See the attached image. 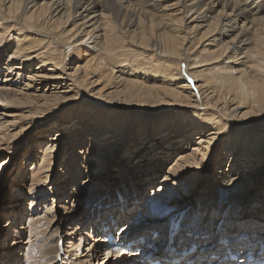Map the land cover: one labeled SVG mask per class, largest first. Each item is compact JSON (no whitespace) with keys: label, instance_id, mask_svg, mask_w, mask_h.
<instances>
[{"label":"bare ground","instance_id":"6f19581e","mask_svg":"<svg viewBox=\"0 0 264 264\" xmlns=\"http://www.w3.org/2000/svg\"><path fill=\"white\" fill-rule=\"evenodd\" d=\"M191 33H193L191 41H194V38L196 41L194 51L185 46ZM11 34V41L7 44L2 43L7 41L6 37ZM74 47L78 48V55L83 59L72 65L73 73L65 75L66 69H70L68 66L70 63L65 61L66 50ZM200 47H206L203 52L205 58L198 57L194 60L195 53L201 51L196 49ZM133 53L136 57L143 55L149 57L147 60L149 67L143 66L138 59L134 60L135 57L130 59L129 65L126 64L124 60L127 59L123 57ZM182 58L193 61L191 62L193 65L189 66L186 73L180 68ZM205 65L219 69L217 81L206 74L198 73L200 69L196 68ZM0 76V116L8 112L5 115L21 118V122H18L19 119L16 120L19 124L13 131H8L10 126L0 131V149L8 151L7 156L17 148L15 140L19 141L20 137L25 135V131L38 113L41 118L44 117L36 121L39 125L50 118L62 119L60 114H64V111L55 114L52 110L60 111L66 104L67 110L69 107H79L84 119L82 122L78 115L79 119L75 124L73 118L64 124L79 128L78 131L81 133L87 131L88 136L85 137H89L86 138L89 152L95 154V159L105 161L113 155L119 142L123 140L122 126L117 125L116 120L124 117L127 112L132 113L133 110L137 111L136 108H144L147 103L154 102L148 98H138L141 94L154 95L157 98L155 102L183 108L184 111L177 113L181 116L195 117L189 129H182L181 125L176 124V127L164 128L166 118L155 114L152 130L155 129L156 134L152 136L150 131V134H147L145 128L134 124L136 127L130 133L135 136L125 137H130L132 141L129 151L131 152L133 148L135 151L131 154L129 151L126 152L124 158L130 160L134 155L139 157L136 165L145 164L132 173V178L139 181L136 186L141 191L143 184H140V178L152 175V171H155L150 167V165L156 167L152 162L147 165L150 156L160 154L169 157L176 154L166 172L169 176L174 174L177 177L176 181L173 184L161 182L162 186H157V191H161L162 194L139 201L138 197L142 193L131 196L135 194L136 187H133V191L116 193L111 195V198H102L97 202L96 199L101 192L83 184L84 191L89 188L92 194L89 197V192L87 196L79 193L81 204H89L81 221H88L85 229L88 235L98 233L94 242L86 245L87 261H90L89 255H94L93 248H99L102 244V248H99L100 255L106 261L113 256L115 264H137L135 258L131 259L130 263H125L129 257L124 258L119 252L115 254L117 252L115 250L106 251L103 237L107 233L114 234L113 226L121 222L119 231L117 230L119 237L135 239L137 236H143L145 242L139 244L145 245L150 242L152 248L147 247V252L152 253L156 260L169 259V264L203 262L244 264L240 256L236 259L228 258L230 249L242 253L251 251L255 257L264 260V231L263 233L259 231L264 230L263 204L255 208L254 213L248 212L247 217L246 215H241L243 218L236 217L237 220L232 224L222 213L228 206L219 203L217 215L210 221L211 230L205 224L196 229L191 227L193 223L191 224L190 218L188 219L189 214L181 212L186 204L182 205L183 209L163 211L170 201L177 198L174 185L183 186L185 190L188 188L184 187L185 181L195 177H192V173L199 170L207 172L205 164L214 149L212 145L219 137L223 141L222 157L228 156V160L231 161L237 152V160L241 163L239 168L241 172H245L242 175H234L227 169V173H232L231 177L228 176L225 183L217 187V191L224 189L231 193L229 202L235 203L238 197H244L240 203L244 206L249 204L245 200L248 192L244 191L237 197L234 192H239V188L242 189L250 180L257 185L261 178L258 163L264 159V0H0ZM10 82L11 87H6ZM133 90L137 92H131ZM120 92L123 93V99L105 101V98ZM128 95L136 98L127 97ZM84 97L88 102L80 103ZM74 99H77V102L71 101ZM132 99L139 102L137 107L132 103ZM31 101L37 102V108L29 106ZM13 102L17 104H12ZM103 110L110 116L108 121L99 114V111ZM145 111L148 109H145L144 113ZM69 116L68 114L67 117ZM3 124L0 122V129L4 127ZM61 125L44 132L45 134L55 132L48 140L58 141V137L62 135L58 134V131L63 129ZM71 131L68 134L71 133L73 137L79 134L72 128ZM243 132L249 136L243 138ZM96 138L98 142H95ZM55 142L46 143L44 152L41 151V155L38 156L37 164H33V161L36 158L35 147L38 144L34 143V148L29 149L31 153H28V157L38 168L36 171L27 170L23 175L31 174V186L34 187H31L29 192L32 195L31 190L34 188L35 192L40 191L36 197L44 193L40 181H46L50 177L49 173L44 172L51 168L54 150L58 145ZM7 156L6 159L9 158ZM222 163L221 161L220 165ZM103 165L106 167V163ZM249 165L252 167L250 170ZM65 166L66 164L61 165V169H68ZM1 167L2 165L0 169ZM103 172L102 168L99 175L105 177ZM67 174L74 180L77 192L79 190L76 184L77 175L71 170H68ZM148 178L147 180H154L156 176ZM165 178L163 175L162 179ZM201 178V175L200 178H195L194 184ZM152 190L154 194L155 189ZM60 192L62 196L65 194L64 190ZM171 192L175 193L173 197H165L166 193L168 195ZM52 198L51 201L54 203V195ZM23 199L26 198L15 195L11 201L22 205ZM136 201L139 206L135 207L136 217L142 215L143 219L131 222L127 213L134 207L132 204ZM229 202L227 204L230 206ZM29 204L33 205V201L25 203ZM252 208L247 206L249 210ZM179 214L182 215V220L176 228L171 223L173 231L170 232V220H178L176 216ZM254 215L259 216L257 220L263 224L255 225L257 227L253 229ZM204 218L202 217L201 221ZM46 219L47 215L32 216L28 219L29 222L35 220L34 223H30V230L34 232L29 234L28 239L32 237L36 241L29 242L22 253L18 254L20 256L17 258V264H80L82 260H69V255L61 258V254L67 253L63 238L56 230L53 234H57L58 238L44 235L41 224H44L43 221ZM49 221L50 219L47 222L50 223ZM149 230L158 231V235L153 239ZM167 232L171 238L168 244L165 238ZM83 238L81 237L82 241L85 240ZM188 242H194L192 243L194 252H187L186 255L178 253ZM72 245L74 242L70 244ZM144 250L141 249V252Z\"/></svg>","mask_w":264,"mask_h":264},{"label":"rangeland","instance_id":"374dc122","mask_svg":"<svg viewBox=\"0 0 264 264\" xmlns=\"http://www.w3.org/2000/svg\"><path fill=\"white\" fill-rule=\"evenodd\" d=\"M11 33H12V30H11ZM192 35H193V33H191L189 35V38H190L189 42H187V43L185 42V46L194 51L196 41H195V38H194V41H191ZM11 38H12V34L7 36L6 37L7 41H3L2 43H4V44L9 43L11 41ZM50 47H52V46L50 45ZM205 49H206V47H204V48L200 47L199 49H196V50H201V51L195 53L194 60H197L198 57H201L202 59H204L205 55L203 54V52ZM196 50H195V52H196ZM66 52H67L66 53L67 54V58H66L67 60H65V61H68L70 63V65H68L70 69H66L65 75H67V73H70V74L73 73V69H71L72 65L78 64L83 59L82 57H80V55H78V48L77 47H74V49H71V50H69V48H68L66 50ZM134 55H135L134 53L132 55L129 54L128 56L125 55V57H123V58L127 59V60H124L125 63L126 64L131 63V60L135 57L134 60L138 59L142 65L144 64L143 66L149 67V65L147 63V60L149 59V57L147 58L144 55H143L144 57L143 56L136 57ZM6 56L7 55H5V57ZM191 57H193V56H191ZM191 57H190V59H192ZM191 62H193V61L192 60L189 61V58L188 59L182 58L180 68L183 70V73H186L189 69V66L193 65V64H191ZM215 65H218V64H215ZM2 66L4 67L3 63H2ZM211 66L212 65H205L202 67H197L196 69H200L198 71L199 74H201V75L206 74L207 77H210L211 79L214 78L213 80L217 81L218 75L220 74L218 72L219 69L218 68L212 69ZM118 73H120V72H118ZM10 85H11V82L6 84V87H11ZM92 88H94V87H92ZM131 92H137V91L133 90ZM115 94L116 95H112V96L105 98V101L106 102H112L114 100L119 101L120 98L121 99L124 98L122 92H120L119 94H117V93H115ZM155 94H157V93H155ZM127 97L136 98V97L131 96V95H128ZM138 98H148V99L154 100V102L153 103L152 102L147 103L146 107H144V108L138 107V108H136L137 111L133 110L132 113L127 112L124 117L116 120V124L122 126V132H123L122 138H123V140H121L119 142L120 144H118L119 145L118 148L114 151L113 155L108 160L106 159V161H105V159H102V160L95 159L94 158L95 154L89 152L88 147H87L88 142L86 141V138L88 139L89 137H85V136H88L87 131H84L83 133H81L78 131L79 128L76 129V127H70V126H68V125L66 126L64 124L65 122H67L71 118L75 119L74 124H75V122H77V119L80 118L79 120H82V122L84 119L83 118L84 115L82 114L81 109H79V107L78 108H70L69 107L67 110L66 109L68 106L67 104L65 106L61 107L62 109L60 111L52 110V112H54L55 114H60L61 112L64 111V114L63 113L60 114V115H62L60 117L62 119H65L64 122L60 121L62 119L50 118V119L44 121L43 123H41L39 125L36 123V121H38L39 119H43L44 117L41 118L40 114L38 113L37 114L38 116L33 120L30 127L28 128V130L25 131V135L21 136L20 137L21 139H19V141L15 140V142H16L15 144H17V148L13 149L12 153H10V155H8L9 156L8 159H6L5 157L7 156V154L9 152L6 150L0 149V166L2 165V167L0 169V175H1V177H0V264H17V258L20 256L18 254L22 253L23 248L25 246H28L29 242H32V241L35 242L36 241L32 237L29 238L30 240L28 239L29 234H32L34 232V230H32V231L30 230V223L32 224L35 222V220L29 222L28 219H30V217H32V216L41 217V215H44V216L47 215L48 219H50V221H49L50 223H48L47 222L48 219H46L43 221L44 224H41L43 227V230H44L43 231L44 235H51L55 238H58L57 234H53L54 231L56 230V232H59V234L63 238V245H64V248H65L67 253L61 254V258H64L65 255L66 256L69 255V257H70L69 260H75V259L76 260L77 259L82 260V261H80L81 262L80 264H96V263L101 264L102 262L104 264H115L114 263L115 257L112 256L111 258H109L106 261L100 255L101 250L99 248L100 247L102 248V246H103L102 244L100 245L99 248H96V249L93 248L95 250V251H93L94 255H89V257H88V258H90V261H87V259L85 258L86 256H88V254H86L88 252L86 249V248H88V246H86V245H88V244L91 245L94 242L93 240H95V238H97L95 236L98 235V233L94 232V233H91L90 235H88V233H86V231H85L86 226L88 225L87 224L88 221H81V218L85 215V213L87 211V207L89 206V204H87V203L81 204V202L79 200L80 194L84 193L87 196V193L89 192L88 196L90 197L92 192L89 191L90 190L89 188L94 189V190L98 189V191L101 193L98 196L99 198L96 199L97 202H100V199H102V198H111L110 196L113 194H116V193L124 194V192L128 191V190L133 191V187H136L135 194H133L131 196L138 195V194H140V192L142 193V195L140 197H138L139 201H141L142 199L147 200V198H149V197L151 198V197H154L156 195L162 194L161 191H157L158 187L162 186V184H160L161 182H166V184L167 183L173 184L176 181L177 177H175L174 174L169 176L168 173H166L168 168L170 167V162H172V160H174L176 154H172L169 157H166L165 155H160V154H158L156 156L152 155V157L149 155L150 158H149L147 165L148 164L150 165V163L152 162V164H154L156 167H153L150 165V167L154 168L153 170H155V171H152V175L148 174V176L149 177L156 176V178L154 180L153 179L147 180V179H149L148 176L141 177L140 180L142 183L140 182V184H143L142 185V191H141V189L138 186H136L139 183V181H135L132 178V176H133L132 173H133V171L134 172L137 171V168H142V166H145V164L142 163V165H140V164L136 165V160L139 157L138 158L134 157V155H132V158L130 160H129V158H124V154L129 151V148H130V145L132 142L131 138L128 136L129 135H131V137L135 136V134H131L132 131L136 127L134 124H139L141 128H145V131L147 132V134L148 133L150 134V132H151L152 136L154 134H156L157 132L154 131L155 129L152 130L154 128L153 127L154 125L152 123H153V117H155V114L163 115L162 117L166 118L167 121H164V125H165L164 128L176 127V125H178V126L181 125L180 127H182V129H184V128L189 129L190 125L192 126V122L195 120V117H190L188 115L181 116L180 114H177L179 112L184 111V109L181 107H177L175 105L171 106L169 104H165L162 102H155V101H157V98L154 95L141 94V96ZM76 100L77 99H74L71 101H76ZM86 101L88 102V99L86 97H84L80 103H83ZM131 101L133 104H135L134 106H136V107L138 106L137 104L139 102H137L133 99ZM151 103H152V105H151ZM12 104H17V103L13 102ZM24 104H27V103H24ZM74 105L76 106V104H74ZM148 105H150V107H148ZM29 106L37 108V102L31 101L29 103ZM93 106H95V105H93ZM98 109H96V110H98ZM145 109H148V111H145V113H144ZM96 110H95V112H96ZM15 111H17V110H15ZM48 113L50 114L49 110H48ZM5 114H8V112L4 113V116L3 115L0 116V122L4 123L3 124L4 127H1L0 131L4 130L7 126H10L8 131H13V128L15 126H17V124H19L18 122H21V118H18L15 115H13L11 117V116H7ZM68 114L70 115L69 117H67ZM99 114L103 115V119L106 121H108L110 119L109 118L110 116L105 114L104 110L99 111ZM78 115H79V118H78ZM57 116H59V115H57ZM137 118H140V119H137ZM142 118H145V119H142ZM17 119H19V120L16 123ZM60 124H62L61 128H63V129L58 131L59 132L58 134L62 133V135H60V137H58L59 138L58 141L55 142L53 140H51V141L48 140V137L54 136L55 132L47 133V134H45L44 132H49L52 128L58 127ZM230 124H228V126H230ZM85 127H87V125H85ZM71 128L74 131L77 130V132L80 135L75 134V136L73 137V135H71V133L68 134L69 131L72 132ZM255 129L256 128H254V130ZM162 130H164V129H162ZM186 131H188V130H186ZM263 132H264V129H263ZM183 134H184V132H183ZM187 134H188V132H187ZM126 135H128L127 138H125ZM77 136H79V137H77ZM242 136H244L243 138H247V136H249V135H248V133L243 132ZM36 137H41V139H36ZM253 137L254 136L252 135V137H251L252 140H253ZM74 139H75V141H74ZM11 140H13V139H10V141ZM194 141H195V139H194ZM47 142H49V143L55 142V144H58V145L54 150L55 155H54L53 160L51 162V168L48 169V171L46 169V171L44 172V173H49L50 177L46 181H44V180L40 181L41 182L40 186H42L41 188L44 189V190H42V191H44V193L39 194V196L36 197L35 195L38 194L40 191L35 192L36 189L34 188L31 190L33 193L32 195L29 192V189L31 187H34V186H31V182H32V180L30 178L31 174H28V175H23V174L26 173L27 170H32V169L35 171L37 170L38 166L33 165V164L38 163V158H39L38 156L41 155V151L44 152ZM82 142H84L83 143L84 145L82 144ZM95 142H98L97 138H96ZM158 142H160V141H158ZM34 143L38 144V145L35 147L36 158L32 164L31 163L32 159L29 158L28 155L31 153L29 151L30 147L32 149L34 148ZM222 143H223V141L219 137V139L214 142V145H212L214 149H212V151L210 152V154H209L210 157L208 158V160L205 164V169H206L205 172L207 171L206 173H203L202 172L203 170H199L197 172L192 173V177L193 176H195V177H193L192 179H189V181L188 180L185 181L184 187L188 186V188H186L185 190L183 189V186H179V185L173 186V189H176L177 198L175 201L174 200L170 201V203L168 205H166V208L163 210V211H166L169 209H173V210L183 209L182 205L186 204L184 206V209L181 212L185 213V214L186 213L189 214L188 219L190 218L191 224L193 223L191 227L194 229H196L198 227L200 228V227H202L203 224H205V225H208V228H210L209 230H211L212 226H211L210 221H211V218L213 216L217 215V205L219 203H222V204L228 206V209L222 213H224V215L227 216L228 219H230V221H228V222L232 223V224L234 221L237 220V219H235L236 217L237 218H243V217H241V215L245 216L248 212L254 213V211H256L255 208L257 209V207H259L261 204L264 205V159H262V161H260L258 163L259 164V172H261L260 173L261 178H260V181L257 183V185L253 180H252V182L250 180V182L248 181L247 184H245L242 187V189L239 188V190H238L239 192H234L236 197L240 196V194H242L244 191H245V193L248 192L247 198L245 200H247L249 202V204L247 205L248 208L253 207L252 209L249 210V209H247V206H244L242 203H240V201L244 197H242V198L238 197L239 199L235 200V203H232V202L228 201L229 197L231 196V193L225 191L224 189L217 191V189L222 184L225 183V181L227 180V177L228 176H229V178L231 177L232 173L231 174L227 173L228 172L227 169H229L231 172H233L234 175H242L245 172V171L241 172V170L239 168L240 167L239 164H241V163L239 160H237V157H236L237 152L234 153V156L235 155L236 156L231 161H230V159L228 160V156L222 157L223 156L222 155V153H223V144ZM182 144H183V142L180 145H182ZM132 151H135V148L131 149V152ZM131 152L129 151V154H131ZM133 158H135V159H133ZM245 158L243 159V161L245 160ZM95 160H96V162H95ZM227 160H228V163H227ZM221 161L223 162L222 163L223 165L222 164L220 165ZM104 163H106V167H105V165H103ZM63 164H66L65 167H68V169H66V170L64 168L61 169V165H63ZM233 165H234V168H233ZM102 166H104V167H102ZM252 166H254V162H253ZM250 167L251 166L249 165L248 170H250L252 168V167L251 168ZM102 168L104 169L103 175H105V177H102L101 175H99L102 171ZM68 170L73 171V173H75L78 177L76 184L79 187V190H77V192L75 189L74 180L72 179V177H70L67 174ZM235 172H236V174H235ZM199 173H201V174H199ZM238 173H240V174H238ZM163 175L166 176L165 179H162ZM200 175L202 176V178L198 181V183L194 184L195 178H200ZM137 176L138 175H136V177ZM183 178H185V177H183ZM226 183H228V181ZM83 184H86L89 187V188L87 187L88 189L85 191H84L85 187H83ZM47 186H48V188H46ZM177 186H179V187H177ZM37 189H39V188H37ZM152 189H155L154 194H153ZM61 190L65 191V194L63 196L61 195V192H60ZM174 192H171L168 195L166 193L165 197H173L175 195ZM67 194H68V196H67ZM15 195H19V197L26 198V199H23V201L21 200L22 205H20V204L18 205V204H16L17 202L11 201L13 199V196H15ZM53 195H54V199H55L54 203L51 201L53 199L52 198ZM75 197L77 199H75ZM35 198H36V200H35ZM29 201H33V205H30V204L25 205V203H27ZM228 202L231 203L230 206H229V204H227ZM52 203H53V205H52ZM95 205H96V202H95ZM132 206H134V207L129 209L130 211L127 213V216L129 217V219H131V222L141 221L143 219L142 215H140V217L142 216L141 218L138 216L136 217L137 212L135 209L139 207V206H137V201L134 202V204H132ZM134 210L136 213L134 212ZM228 210H230V211H228ZM43 211H46V212L43 213ZM178 212H174V213H178ZM145 213H146V211H145ZM228 213L230 214V216ZM144 215H146V214H144ZM151 216H155V215H151ZM202 217H205L203 219V221H201ZM246 217H247V215H246ZM257 217H259V216L254 215V223H252V225L254 226L253 229L255 227H257L255 225L261 226L263 224V222L257 220L258 219ZM132 218H134V219H132ZM160 218H162V220H164L163 217H160ZM81 222H82V224H81ZM255 222L257 224H255ZM76 223H79V224H76ZM121 223H119V225L116 226L115 230H118ZM218 228H219V226H218ZM87 230L89 231V226L87 227ZM259 231L260 232L262 231V233H263L264 230L259 229ZM19 233H22V234H19ZM157 235H158V232H157ZM81 237H84L83 240L84 239L85 240L82 241ZM26 241H27V243H26ZM71 241L74 242V245H72V246H70V244H72ZM102 243H103V241H102ZM150 247L152 248V245ZM73 252H75V253H73ZM85 254H86V256H85ZM115 254H116V252H115ZM120 255H122L124 258H127L122 253ZM78 256H80V257H78ZM130 258H132V257H130ZM122 261H124V259ZM130 262H131V259H128V261H125V263H130ZM120 263H123V262L120 261Z\"/></svg>","mask_w":264,"mask_h":264}]
</instances>
